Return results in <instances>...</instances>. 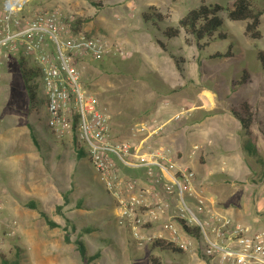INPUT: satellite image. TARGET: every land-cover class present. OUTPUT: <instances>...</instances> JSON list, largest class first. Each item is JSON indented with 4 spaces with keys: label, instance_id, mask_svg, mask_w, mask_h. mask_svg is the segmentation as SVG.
I'll return each mask as SVG.
<instances>
[{
    "label": "rangeland",
    "instance_id": "1",
    "mask_svg": "<svg viewBox=\"0 0 264 264\" xmlns=\"http://www.w3.org/2000/svg\"><path fill=\"white\" fill-rule=\"evenodd\" d=\"M229 1L31 0L23 14L28 17L39 10L62 9L74 17L71 25L82 20L83 32L119 41L129 52L127 58L110 57L97 65L77 63L83 88L112 115L113 142L138 146L149 131L156 132L171 119L159 133L149 137L140 153L171 146L187 160L192 147L198 145L193 159L199 164L208 159L213 169L200 173L194 170L199 187L226 213L237 206L220 204L216 194L226 203L240 201L238 208L247 217L244 224L254 226L251 221L258 209L264 216V165L244 155L246 171L242 177L255 180L253 184L220 181L216 178L221 172L216 171L214 162L217 153L212 151L232 148L238 123L233 110L239 111L243 102L251 107L253 121L264 124V70L257 58V52L264 51V15L259 41L246 35V21L232 22L225 14L222 32L226 38L202 48L183 31L171 41L162 36L166 27L176 28L190 10L210 4L226 6ZM253 3L257 9L264 8V0ZM145 15L153 20H145ZM156 38L166 42L167 51L160 49ZM228 51L232 57L213 58ZM172 55L183 60L182 71ZM21 59L28 69L35 68L21 53L0 70V264L4 260L17 264H153L150 256L161 264H217L194 253L151 251L149 245L135 247L129 226L120 223L121 204L89 163L90 147L78 141L86 154L79 158L74 137L60 140L51 134L47 101L41 89L35 95L38 105L31 104L21 77ZM245 73L246 82L238 84ZM35 82L39 85L40 79ZM206 89H210L208 98L199 95ZM223 121L228 123L227 129ZM31 127L40 148L33 145ZM116 164L119 175L115 191L122 197L124 166ZM127 171L141 177L146 172L134 168ZM125 181L127 185L129 180ZM30 201H36L56 226H49L39 210L26 207ZM151 227L150 234L164 228ZM80 240L89 259L78 250Z\"/></svg>",
    "mask_w": 264,
    "mask_h": 264
},
{
    "label": "built area",
    "instance_id": "2",
    "mask_svg": "<svg viewBox=\"0 0 264 264\" xmlns=\"http://www.w3.org/2000/svg\"><path fill=\"white\" fill-rule=\"evenodd\" d=\"M30 1L1 0L0 70L23 53L40 71L51 134L60 140L75 135L90 147L89 163L121 204L120 223L129 226L135 247L163 239L207 262L264 264V226L237 222L218 207L199 187L196 172L178 163L169 147L144 158L141 146L113 142L112 115L83 88L77 63L123 59L129 52L119 41L73 32L74 17L62 9L27 17L23 10ZM116 163L146 170L143 178L123 183L122 197L115 191ZM153 225L164 228L150 234Z\"/></svg>",
    "mask_w": 264,
    "mask_h": 264
},
{
    "label": "trees",
    "instance_id": "3",
    "mask_svg": "<svg viewBox=\"0 0 264 264\" xmlns=\"http://www.w3.org/2000/svg\"><path fill=\"white\" fill-rule=\"evenodd\" d=\"M222 14H225L226 17L232 21V22H240V21H246L247 27L245 29L246 35L249 37L250 40L258 41L261 39V18L264 15V8L257 9V7L254 5L253 0H230L226 6L222 5H202L201 7H198L196 9L190 10L179 22V25L175 27H166L162 31V36L165 37L168 40L176 39L180 36V34L185 32L186 35H188L191 39H193L194 42L197 43L198 47L202 48L205 45H207L209 42H216L217 40H223L226 38V33H223V26H225L224 18L222 17ZM145 20H153L152 16L145 15ZM160 19V16H157ZM157 18V19H158ZM82 20L77 19L76 22H74L73 25H71V29L73 32H81L80 23ZM88 36L93 35H100L99 33L95 32H83ZM105 36V35H100ZM203 41H206L205 44L201 43ZM156 44L163 50L167 51V45L165 42L159 38H156ZM175 63L177 64L178 70L182 71L180 67L179 59H176L174 55H172ZM220 57H232V53L228 51L226 54H217L213 58H220ZM257 58L262 63L261 66L264 70V51H258L257 52ZM91 63H95V61H89ZM81 63H88V62H81ZM101 63V62H99ZM101 68H104L103 65L100 66ZM20 68L22 73V79L25 84V87L27 91L29 92V98L32 105H38V103L35 101V95L38 94V91L40 89V86L35 82L36 80H39L41 77L40 71L35 67L33 69H28L23 60H20ZM248 78V74L245 73L243 78L241 79L238 84H242L246 82V79ZM239 111L241 113H239ZM233 110L235 117L239 120L240 124L246 131V136L249 140L253 139V134L251 131V125L253 122V115L251 112V107L247 104V102H243L240 105V110ZM32 128V127H31ZM35 131L32 128L31 132V138L33 140V143L39 147V142L37 140ZM74 140L77 143V147L79 152H77V155L79 158H83L86 156V154L81 151L79 148L78 140L76 136L74 135ZM244 150L247 154H249L251 157L257 159L261 164L264 165V159L262 158L260 152L257 150L255 146L247 147L244 145ZM127 168V167H125ZM28 208H33L40 211V214L42 217L47 218L46 215L40 210V206L36 201H30L28 205L26 206ZM49 226L53 227L56 226V224L51 221L50 219H46ZM188 230V229H187ZM89 231V230H87ZM194 233L197 235L196 231ZM78 250L81 254V256L84 259H89L90 257H87L85 246L82 240L77 242ZM151 251L159 250V251H168V253H177V254H183V252L179 249H177L173 244L169 243L167 240L158 239L155 240L151 245L148 246ZM150 261L153 264H161L160 260L154 256H150ZM1 264H17V262L14 261H8L4 260Z\"/></svg>",
    "mask_w": 264,
    "mask_h": 264
},
{
    "label": "crops",
    "instance_id": "4",
    "mask_svg": "<svg viewBox=\"0 0 264 264\" xmlns=\"http://www.w3.org/2000/svg\"><path fill=\"white\" fill-rule=\"evenodd\" d=\"M261 20H262V18H261ZM261 26H262V22H261ZM173 39H171V40H173ZM171 40H169V41H171ZM165 44H166V42H165ZM167 48H169L168 45H167ZM209 94H210V89H206V91H202L199 95L204 97V98H208L210 96ZM200 107H203V106H200ZM198 111H200V110H198ZM237 121H238V123L235 126V131H236L237 137L234 140L235 143L232 144V148L227 149L223 146L224 148H222L221 151H217V149H216V151L215 150L212 151L214 153L215 152L217 153V155L215 156V160H214V162L216 163L217 168H218L216 171L221 172L220 176H217L216 179L220 180V181H224V182H226V179H230L231 181H235V183H247L248 184V182H250V184H253L252 182H254L255 180H253V179L245 180L242 177V175H244L245 171H246L245 170L246 166H245V163L243 161V156L245 155L246 157L252 158L254 160H257V159L251 157L249 154H247L245 152L244 145H246L247 147L255 146L257 148V150L260 152L262 158L264 159V128L259 129V127H261V126L264 127V124H262V121H253L252 122L251 131L253 134V136H252L253 139L249 140L248 137L246 136L245 129L242 127L239 120H237ZM170 122H171V119L166 120L165 123L160 125V127L158 128V130L156 132L159 133L161 131V128L163 129V127L168 125ZM223 123H224V121H223ZM219 125H220V123H219ZM224 125H225V129H227L228 123H224ZM28 127H30V126L28 125ZM207 130L210 133L212 132V130L209 128ZM28 132L29 131L27 130L26 134H28ZM31 132L32 131L29 132L30 136H31ZM156 132L149 131V133L140 141L141 143L138 146H141V148H142V146L146 145L147 144L146 142L150 139L149 137L157 134ZM19 135H21V134H19ZM19 135H16L17 139H18ZM201 137L199 136L198 139H200ZM32 142H33V140H32ZM210 144H212V143H210ZM33 145L36 146L34 143H33ZM215 146L220 147L219 144H217ZM58 147H60V144L58 145ZM169 148L171 149L172 152H174V154H175L174 156H175L176 160L178 161V163L186 164L187 166H189L190 169L195 170L197 173L198 172L199 173L204 172V170L206 171L207 169H208V171H210L209 169H212L211 166L208 164V162L211 163V161H208V159L206 160L205 163L203 162V164H199L196 160L193 159L194 155L197 152L198 145H194L192 147V150H191L187 160H184V156H183L184 154L181 155L182 153L179 152L180 150L173 151V148H171V146H169ZM211 150H213V149H211ZM225 151H227L226 152L227 154L223 153ZM32 152H34L33 157H35V149ZM228 152H231V154ZM149 154H150V152H147V153H143L142 155L144 156V158H148ZM196 166H198L199 169H197ZM128 169H130V168L124 167L123 176L125 178H123V183H124L125 179H128V180L133 179V180L137 181L138 179L143 178L141 176H137V175L129 173L127 171ZM208 177H211V175H209V173H208ZM211 178H214V177H211ZM260 179H261L260 177L257 178V183L261 181ZM263 179H264V177H263ZM254 184H256V183H254ZM124 190H126L125 186H123V191ZM216 195L220 198L219 199L220 204H225V205L229 204L230 206L231 205L237 206V207H230L228 209V212H227L228 215H230L237 222H241L243 224L247 223V217L244 215V210H241L240 208H238V206L240 205V201L235 200V201H231L229 203H226V201L224 199H222L220 195H218V194H216ZM234 196H236V193H234ZM261 213H262V210L258 209V215L256 217H254L251 221L253 223V225L256 224V226H261V225L264 226V216L262 217Z\"/></svg>",
    "mask_w": 264,
    "mask_h": 264
},
{
    "label": "bare ground",
    "instance_id": "5",
    "mask_svg": "<svg viewBox=\"0 0 264 264\" xmlns=\"http://www.w3.org/2000/svg\"><path fill=\"white\" fill-rule=\"evenodd\" d=\"M1 7V6H0ZM25 10V9H24ZM25 15H26V13H25ZM124 48V47H123ZM96 63V62H95ZM115 63H116V61H115ZM97 65V64H96ZM100 67V66H99ZM105 69V68H104ZM96 99V98H95ZM99 105V104H98Z\"/></svg>",
    "mask_w": 264,
    "mask_h": 264
}]
</instances>
